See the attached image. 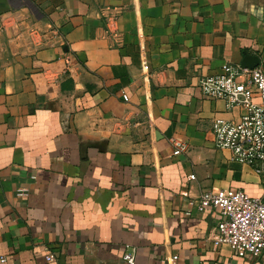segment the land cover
<instances>
[{
  "label": "crops",
  "instance_id": "1",
  "mask_svg": "<svg viewBox=\"0 0 264 264\" xmlns=\"http://www.w3.org/2000/svg\"><path fill=\"white\" fill-rule=\"evenodd\" d=\"M244 52L264 66V0H0V264H264L196 206L264 197L210 130L242 109L198 87Z\"/></svg>",
  "mask_w": 264,
  "mask_h": 264
},
{
  "label": "built area",
  "instance_id": "2",
  "mask_svg": "<svg viewBox=\"0 0 264 264\" xmlns=\"http://www.w3.org/2000/svg\"><path fill=\"white\" fill-rule=\"evenodd\" d=\"M112 36L117 35L113 33ZM198 87L211 99H223L228 109H242L237 118L214 117L211 120L215 147L228 149L232 159L251 166L256 173H263L264 66L258 64L248 68L228 62L220 72L200 76ZM122 98L128 100L126 94H122ZM169 142L173 155L188 149L187 143L177 137L169 138ZM196 206L217 214L211 238L214 249L227 245L237 256H252L264 262V197L232 187L204 189L196 198ZM123 259L134 263V255L130 252L124 253Z\"/></svg>",
  "mask_w": 264,
  "mask_h": 264
},
{
  "label": "water",
  "instance_id": "3",
  "mask_svg": "<svg viewBox=\"0 0 264 264\" xmlns=\"http://www.w3.org/2000/svg\"><path fill=\"white\" fill-rule=\"evenodd\" d=\"M259 62H260V60L256 55L244 52L242 57H241L239 64L242 67L252 68V67L258 65Z\"/></svg>",
  "mask_w": 264,
  "mask_h": 264
}]
</instances>
